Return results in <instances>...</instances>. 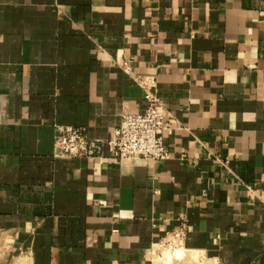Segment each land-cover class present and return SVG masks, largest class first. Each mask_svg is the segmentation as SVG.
Masks as SVG:
<instances>
[{"label":"crops","instance_id":"0c3cea01","mask_svg":"<svg viewBox=\"0 0 264 264\" xmlns=\"http://www.w3.org/2000/svg\"><path fill=\"white\" fill-rule=\"evenodd\" d=\"M137 74L166 160L109 150ZM57 125L101 157L57 156ZM0 264H264V0H0Z\"/></svg>","mask_w":264,"mask_h":264},{"label":"built area","instance_id":"2783aa9c","mask_svg":"<svg viewBox=\"0 0 264 264\" xmlns=\"http://www.w3.org/2000/svg\"><path fill=\"white\" fill-rule=\"evenodd\" d=\"M123 69L132 74L129 62L124 61ZM136 83L145 91L146 107L143 112L124 110L121 124L114 131L108 142L110 152L118 158L143 157L154 161L166 160L169 157L164 142V132L170 128L166 119L164 105L158 95V83L155 76L137 74ZM56 155L67 157H101L103 143L100 139L88 137L82 127L57 125ZM184 224L172 230L163 240V245L170 250L182 245L185 238Z\"/></svg>","mask_w":264,"mask_h":264},{"label":"bare ground","instance_id":"6f19581e","mask_svg":"<svg viewBox=\"0 0 264 264\" xmlns=\"http://www.w3.org/2000/svg\"><path fill=\"white\" fill-rule=\"evenodd\" d=\"M164 254L170 261L173 259L182 260L186 257V254L182 248L176 249L175 251H165Z\"/></svg>","mask_w":264,"mask_h":264},{"label":"rangeland","instance_id":"374dc122","mask_svg":"<svg viewBox=\"0 0 264 264\" xmlns=\"http://www.w3.org/2000/svg\"><path fill=\"white\" fill-rule=\"evenodd\" d=\"M168 250H170V249L167 248V247H165V246H163V247H159L158 254H159L160 252L168 251ZM174 251H175V250H174Z\"/></svg>","mask_w":264,"mask_h":264}]
</instances>
